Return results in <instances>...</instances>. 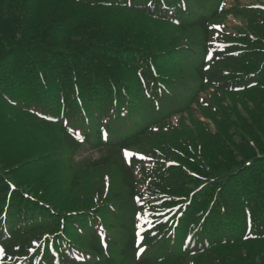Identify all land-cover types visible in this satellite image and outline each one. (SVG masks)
Segmentation results:
<instances>
[{
	"label": "trees",
	"instance_id": "trees-1",
	"mask_svg": "<svg viewBox=\"0 0 264 264\" xmlns=\"http://www.w3.org/2000/svg\"><path fill=\"white\" fill-rule=\"evenodd\" d=\"M241 1L0 0V264H264Z\"/></svg>",
	"mask_w": 264,
	"mask_h": 264
},
{
	"label": "rangeland",
	"instance_id": "rangeland-1",
	"mask_svg": "<svg viewBox=\"0 0 264 264\" xmlns=\"http://www.w3.org/2000/svg\"><path fill=\"white\" fill-rule=\"evenodd\" d=\"M258 0H242L241 2L243 4H246V5H251V4H259L257 2ZM233 24V25H239V22L237 21H232L230 17H228V25L230 26V24ZM82 158H91V159H96L98 158V154L96 152H91V151H84L82 152L81 154H79L78 156V159H82Z\"/></svg>",
	"mask_w": 264,
	"mask_h": 264
},
{
	"label": "snow or ice",
	"instance_id": "snow-or-ice-1",
	"mask_svg": "<svg viewBox=\"0 0 264 264\" xmlns=\"http://www.w3.org/2000/svg\"><path fill=\"white\" fill-rule=\"evenodd\" d=\"M125 155L127 156V155H128V153H127V152H125Z\"/></svg>",
	"mask_w": 264,
	"mask_h": 264
}]
</instances>
